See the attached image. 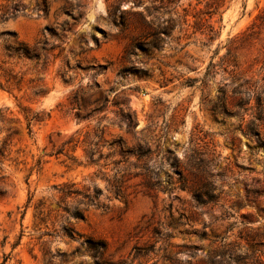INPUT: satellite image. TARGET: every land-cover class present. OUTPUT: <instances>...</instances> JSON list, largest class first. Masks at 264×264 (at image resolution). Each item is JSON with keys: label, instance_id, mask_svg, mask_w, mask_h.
Returning a JSON list of instances; mask_svg holds the SVG:
<instances>
[{"label": "rangeland", "instance_id": "rangeland-1", "mask_svg": "<svg viewBox=\"0 0 264 264\" xmlns=\"http://www.w3.org/2000/svg\"><path fill=\"white\" fill-rule=\"evenodd\" d=\"M14 1L0 0V12ZM112 1L21 0L0 21V32L16 34H0V263L100 264L87 241L103 240L112 264H206L221 252L230 264L229 252L264 264V0H125L114 15ZM141 18L176 25L159 50L138 51L134 70L123 73ZM202 23L213 27L212 39ZM44 27L53 31L47 47L58 45L45 68L8 52L16 41L36 44ZM102 130L107 141L146 142L159 164L197 149L218 197L195 207L166 159L158 189L134 177L115 197L126 166L119 161L136 157L106 144L88 163L69 142ZM64 183L96 189L104 207L79 205L84 217H71L65 207L83 198L63 200Z\"/></svg>", "mask_w": 264, "mask_h": 264}, {"label": "trees", "instance_id": "trees-1", "mask_svg": "<svg viewBox=\"0 0 264 264\" xmlns=\"http://www.w3.org/2000/svg\"><path fill=\"white\" fill-rule=\"evenodd\" d=\"M21 0H15L14 3L9 7L6 8L4 11L0 12V21H3L7 18V12L9 14H13L17 11L20 7ZM125 0H113L110 4L111 10L110 14L114 15L116 13L117 8L119 7L120 3ZM134 2L141 3V0H133ZM153 3V2H152ZM157 9L154 4L150 7H145V10L148 14L151 13V10ZM69 15V13H67ZM262 21H264V15L259 16ZM121 25L124 30L128 29L129 23L124 22V17L122 16ZM70 19L76 21V17L70 15ZM142 19V18H141ZM175 23L172 22V19H168L162 23H147L142 19V27L140 28L139 33L133 35L130 38L129 45L125 50V59L129 62V66L124 67L121 69V72L125 73L131 70H134V57L137 55V52L140 51L146 55L151 54L152 52L159 50L165 39L169 36V34L175 28ZM201 24L199 25L198 29H205L207 28L209 39H212L215 35L213 27L211 25ZM68 30L66 24H63L62 32ZM0 34H7L16 36L14 32H9L8 30H4L0 32ZM53 31L47 27H44L41 32V38L36 42L34 45H29L22 41H16L13 45L7 48L8 52L11 55L18 56L21 58H28L37 61H41V68H45L48 60L46 57V53H52L53 59L56 58L58 54H53L55 48L58 45L51 44L49 47L47 44V35H52ZM42 55V59H40ZM79 66V64H76ZM57 74L60 75L64 80L66 77V73L62 71V69L57 70ZM20 83V79L17 81ZM77 91L74 92L72 96V101H77ZM100 107H103L108 101L106 97L101 98ZM116 104V102H114ZM99 109L96 107L94 110ZM93 110V111H94ZM127 123L126 128H135V125L131 126L130 117H126ZM69 142H73L72 144V151L78 146L83 147V151L88 163H95L101 159V146L106 145L108 148L111 147H118L119 151L126 155H134L136 157V162L128 161V157H124L123 161L126 166L122 168H118L120 173V179L114 184V196H124L126 195V186H123L127 180L140 177L142 181L140 182L143 187L147 191H152L154 189H158L161 186V182L159 181V174L162 169V165L164 163V159L169 161V166L174 167V170L178 174V181L179 187L183 190H186L191 195V200L194 203L195 207L208 204L209 202L213 201L215 198L218 197L215 194V186L209 181L211 177V173L209 171V162L205 161L202 152L198 151L197 149H192L191 152L185 157V161L177 160L176 156L170 153L166 155L162 162H157L154 158V150H152L146 142H139L134 146H128L125 141L121 138H115L111 141H107L104 138V130L95 132L93 135L86 133L82 139L70 140ZM68 142V143H69ZM72 160L76 162V157H72ZM82 162H78L77 165H80ZM118 164V162H115ZM133 165L136 169V172H130L129 167ZM74 183H64L60 187L61 198L64 200L71 196L82 195L81 200L78 201L77 206H75L72 210L68 207L66 209L69 212L70 216L78 219L84 217V209L81 208L79 205H93L95 207L103 208L104 205L100 204L98 200V191L96 189L93 190V193H90L88 188L85 191H81L78 189H74ZM256 193V192H255ZM88 250L93 251L94 256H99L100 264H112L105 256L106 245L103 240H88ZM230 256L233 257L235 264H247L242 260V258L238 255H235L233 252H229ZM235 255V256H234ZM224 252L217 257L213 254H208L206 264H230L232 259H226ZM3 264V263H0Z\"/></svg>", "mask_w": 264, "mask_h": 264}, {"label": "water", "instance_id": "water-1", "mask_svg": "<svg viewBox=\"0 0 264 264\" xmlns=\"http://www.w3.org/2000/svg\"><path fill=\"white\" fill-rule=\"evenodd\" d=\"M132 103L135 105L136 109H139L140 104H139V101L137 99L133 100Z\"/></svg>", "mask_w": 264, "mask_h": 264}]
</instances>
